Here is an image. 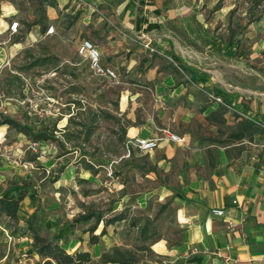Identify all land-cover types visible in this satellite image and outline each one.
Masks as SVG:
<instances>
[{
    "label": "rangeland",
    "instance_id": "374dc122",
    "mask_svg": "<svg viewBox=\"0 0 264 264\" xmlns=\"http://www.w3.org/2000/svg\"><path fill=\"white\" fill-rule=\"evenodd\" d=\"M59 1L0 0V57L9 62L0 72V121L11 120L0 126V192L25 185L31 194L22 201L18 227L10 231L0 222V264H162L157 246H173L182 236L174 202L200 196L194 180L207 173L200 163L204 157L192 150L196 143L173 142L171 157L162 145L127 156L131 119L161 116L155 93L151 86H139L141 77L125 73L124 64L117 68V80H108L76 53L77 42L87 38L101 56L108 54L106 33L118 23L100 0H82L93 12L76 7L83 5L80 0L56 11ZM233 4L230 20L264 19V0ZM53 9L56 17L49 13ZM212 11L207 7L202 18L211 19ZM86 13L89 21L83 20ZM15 21L18 31L10 33ZM50 25L54 31L47 33ZM260 40L249 49L257 50ZM152 48L147 52L158 55ZM131 54L119 49L116 56ZM249 78L251 87L264 86L256 74ZM215 113L217 137L206 126L201 145L209 138L229 143L242 124L232 108L219 105ZM16 122L55 139L33 150V139ZM32 231L55 240L57 251L49 256L36 251Z\"/></svg>",
    "mask_w": 264,
    "mask_h": 264
},
{
    "label": "crops",
    "instance_id": "0c3cea01",
    "mask_svg": "<svg viewBox=\"0 0 264 264\" xmlns=\"http://www.w3.org/2000/svg\"><path fill=\"white\" fill-rule=\"evenodd\" d=\"M68 1L60 0L54 9H62ZM82 2L76 7L95 10L90 2ZM100 2L118 23L106 33L109 49L101 56L103 64L116 72L124 64L125 73L141 77L139 86H151L158 100L154 105L162 110L157 119H131L127 136L149 137L158 128L167 129L184 138L182 143H173H196L198 147L192 150L204 157L200 163L207 173L194 180L201 186L200 196L174 202L182 236L173 246H157L162 264H264L260 260L264 254L263 159L254 146L264 142V86L249 84V76L254 74L258 84L264 83V40L257 50L249 49L252 41L264 39V19L251 23L228 19L233 0ZM207 7L213 9L212 18L205 20L202 15ZM54 9L49 12L52 17H56ZM89 17L86 13L83 20L89 21ZM153 44L158 55L147 52ZM119 49L132 51L129 59L116 56ZM251 63L258 68H251ZM219 105L235 110L239 114L236 122L242 124L229 143L221 145L209 138L201 145L206 126L210 131L213 128L209 135L217 137L215 124L220 118L215 111ZM248 121L251 127L246 126ZM170 143L161 144L168 157L174 153ZM214 207L224 208L225 215H213L210 210Z\"/></svg>",
    "mask_w": 264,
    "mask_h": 264
},
{
    "label": "built area",
    "instance_id": "2783aa9c",
    "mask_svg": "<svg viewBox=\"0 0 264 264\" xmlns=\"http://www.w3.org/2000/svg\"><path fill=\"white\" fill-rule=\"evenodd\" d=\"M10 33H16L19 28L18 22H12L9 25ZM54 31V26L50 25L47 29V33H52ZM148 46V45H146ZM76 53L80 57L86 58L88 65L92 72L98 76H103L108 80H117V73L116 71L109 65H105L101 61V53L97 46L87 38L80 39L76 44ZM153 50L152 48H149ZM7 57H0V72L4 69L6 65H8ZM215 100L221 102V98L218 96H213ZM155 101H158L155 99ZM164 142H177L182 143L184 142V138L170 130L167 129H157V133L153 136L149 137H141L138 135L131 136L126 140L125 143V151L127 156L130 155L131 150H136L141 153H148L156 148H159L161 144ZM39 141H33L30 144V147L35 150L36 147L39 146ZM255 148L261 151L263 163L261 164V168L264 171V142L261 144H255ZM252 158H256V155H253ZM236 203V200L233 201ZM210 212L215 216H224L225 210L222 207H214L210 210ZM260 260L264 262V254L261 255Z\"/></svg>",
    "mask_w": 264,
    "mask_h": 264
},
{
    "label": "trees",
    "instance_id": "16d2710c",
    "mask_svg": "<svg viewBox=\"0 0 264 264\" xmlns=\"http://www.w3.org/2000/svg\"><path fill=\"white\" fill-rule=\"evenodd\" d=\"M173 61L178 63L177 58H173ZM181 68V64H178ZM217 93L224 95L225 93L221 90H218ZM6 119L0 121V126L3 124H10L11 120L9 117H5ZM252 122H246V126L251 127ZM16 125L19 127V131L24 135L33 139V141H46L49 138H54L53 135L44 132V131H33L29 126L18 124ZM235 137H238L235 135ZM55 139V138H54ZM26 196H31L30 189L25 185L16 186L13 190L6 191L0 195V222L2 223L3 227L7 230L13 231L16 227H18L19 220H20V211L22 208V201ZM28 229L32 228L31 225L28 224L26 227ZM33 241L35 245L36 251H38L42 255H52L57 251V242L53 239L47 238L38 234V232H33ZM56 239V238H55Z\"/></svg>",
    "mask_w": 264,
    "mask_h": 264
}]
</instances>
